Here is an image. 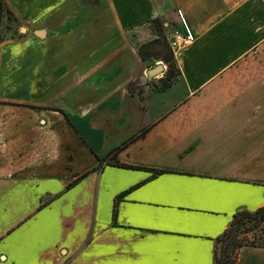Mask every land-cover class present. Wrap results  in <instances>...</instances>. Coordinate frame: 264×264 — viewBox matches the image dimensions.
I'll return each instance as SVG.
<instances>
[{"label":"crops","instance_id":"obj_1","mask_svg":"<svg viewBox=\"0 0 264 264\" xmlns=\"http://www.w3.org/2000/svg\"><path fill=\"white\" fill-rule=\"evenodd\" d=\"M7 6L19 35L0 43V264H215L234 216L264 208V0ZM179 11L196 39L161 92L166 67L139 50L153 21L180 29ZM147 126L119 159L165 173L94 170ZM237 264H264V248Z\"/></svg>","mask_w":264,"mask_h":264},{"label":"trees","instance_id":"obj_2","mask_svg":"<svg viewBox=\"0 0 264 264\" xmlns=\"http://www.w3.org/2000/svg\"><path fill=\"white\" fill-rule=\"evenodd\" d=\"M3 2V0H1ZM4 9V5H0V8ZM8 12V11H7ZM9 13V12H8ZM157 32V38L142 45L140 47V55L144 62L151 63L154 65L155 62H161L165 67L166 71L164 73V77L159 80L157 83H154L155 88H159L158 90L161 92L167 91L171 89L174 85H176L181 80V70L177 64V60L175 54L169 48L165 35H164V27H162L159 20L153 21ZM2 40H0L1 43ZM151 126H147L143 128L138 134L131 137L121 146L116 148L108 157L105 159H99L100 165L98 168L94 169L99 170L102 168V164H106L112 167H117L126 170H134V171H146L153 174V176H158L165 171L149 169L144 167L132 166L125 163H122L119 159V155L125 149H127L130 145L137 142L138 140L144 138L148 132L150 131ZM88 174L82 176L77 179L70 185H68L65 191H68L75 187L81 180H83ZM129 189L118 195L114 200V208H113V223L115 224L118 208L120 203L124 200V198L133 190ZM60 196H52L48 201H41L40 207L37 211L48 206L54 199ZM264 224V208H261L255 212H240L237 213L229 228L218 238L215 240V249H214V262L215 264H237V258L239 251L244 247H259L264 248V238L258 237V240L254 237L248 239L246 235L249 233L255 232ZM260 240V241H259Z\"/></svg>","mask_w":264,"mask_h":264},{"label":"rangeland","instance_id":"obj_3","mask_svg":"<svg viewBox=\"0 0 264 264\" xmlns=\"http://www.w3.org/2000/svg\"><path fill=\"white\" fill-rule=\"evenodd\" d=\"M10 1L11 0H3V2H2L0 0V5H4V9L2 7L0 8V40H2L1 42L5 41L11 37H16L19 35L18 34V27L16 24V17L14 15V13L12 12V10H10V8L7 6L10 3ZM146 78H147V75H146ZM51 197H52L51 195H47V196L43 197L42 200L48 201L51 199ZM27 220H28V218L25 219L22 223L26 222ZM246 237L248 239H251V241L254 239V237L256 238V240H258V237L264 238V224L262 226H260V228L257 229L255 232L249 233L248 235H246Z\"/></svg>","mask_w":264,"mask_h":264},{"label":"built area","instance_id":"obj_4","mask_svg":"<svg viewBox=\"0 0 264 264\" xmlns=\"http://www.w3.org/2000/svg\"><path fill=\"white\" fill-rule=\"evenodd\" d=\"M181 28L175 29L165 35L166 42L171 51L176 55L181 50L190 47L195 42V35L187 25L182 12H178Z\"/></svg>","mask_w":264,"mask_h":264},{"label":"water","instance_id":"obj_5","mask_svg":"<svg viewBox=\"0 0 264 264\" xmlns=\"http://www.w3.org/2000/svg\"><path fill=\"white\" fill-rule=\"evenodd\" d=\"M163 72H164V66L162 64H159L155 68L150 69L147 72L146 82L148 83L149 80H152L153 78L162 74Z\"/></svg>","mask_w":264,"mask_h":264}]
</instances>
